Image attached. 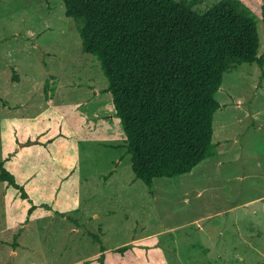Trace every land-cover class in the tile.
Wrapping results in <instances>:
<instances>
[{"label": "rangeland", "instance_id": "374dc122", "mask_svg": "<svg viewBox=\"0 0 264 264\" xmlns=\"http://www.w3.org/2000/svg\"><path fill=\"white\" fill-rule=\"evenodd\" d=\"M243 1L263 54L264 0ZM65 10L63 0H0V159L29 191L0 179V264L264 261V67L224 74L216 154L151 190L135 177L100 61Z\"/></svg>", "mask_w": 264, "mask_h": 264}, {"label": "trees", "instance_id": "16d2710c", "mask_svg": "<svg viewBox=\"0 0 264 264\" xmlns=\"http://www.w3.org/2000/svg\"><path fill=\"white\" fill-rule=\"evenodd\" d=\"M63 1L83 51L96 55L108 78L104 91L113 95L135 177L152 190L156 177L190 172L215 155L224 74L244 62L264 67L253 9L243 0H218L205 9L196 7L200 0ZM0 179L29 198L3 159Z\"/></svg>", "mask_w": 264, "mask_h": 264}]
</instances>
